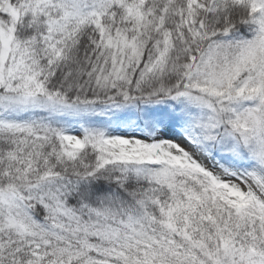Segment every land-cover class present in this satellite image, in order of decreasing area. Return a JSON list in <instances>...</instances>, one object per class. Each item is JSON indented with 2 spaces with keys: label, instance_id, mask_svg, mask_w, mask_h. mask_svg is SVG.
Here are the masks:
<instances>
[{
  "label": "snow or ice",
  "instance_id": "1",
  "mask_svg": "<svg viewBox=\"0 0 264 264\" xmlns=\"http://www.w3.org/2000/svg\"><path fill=\"white\" fill-rule=\"evenodd\" d=\"M0 264H264V0H0Z\"/></svg>",
  "mask_w": 264,
  "mask_h": 264
}]
</instances>
